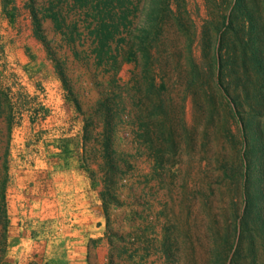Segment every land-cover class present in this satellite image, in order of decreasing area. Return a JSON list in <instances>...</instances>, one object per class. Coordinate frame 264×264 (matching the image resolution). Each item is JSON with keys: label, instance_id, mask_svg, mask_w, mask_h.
Listing matches in <instances>:
<instances>
[{"label": "rangeland", "instance_id": "374dc122", "mask_svg": "<svg viewBox=\"0 0 264 264\" xmlns=\"http://www.w3.org/2000/svg\"><path fill=\"white\" fill-rule=\"evenodd\" d=\"M152 2L142 0L140 6L148 9ZM176 2L171 0L175 13H166L170 21L176 25L177 17L190 34L199 29L207 15L205 0H179V11ZM74 19L81 24L77 12L68 22ZM43 29L51 53L34 34L27 0H0V264H109L110 259L111 264H264V234L254 216L233 262L235 247L224 260L226 235L242 204L230 201L227 182L217 178L216 169L229 152L226 144L212 139L208 118L177 90L164 93L167 119L157 112L150 118L133 105L145 96V84L135 83L140 63L124 62L114 74L105 68L106 55L104 64H97L91 38H76L77 57L50 19H43ZM80 29L85 31L82 24ZM174 38L151 47V69L173 71L177 59L187 56V38ZM193 54L201 58L198 39ZM118 93L121 97H115ZM104 103L113 111L108 117L114 127L110 153L121 167L113 190L117 203L105 195L107 216L102 206L106 158L98 124L106 119ZM163 119L166 126L169 119L172 123L175 145L166 143ZM142 121L151 128L138 126ZM144 133L151 134L153 144L142 141ZM158 149L164 151L161 158ZM61 177L75 183L78 192H72L83 195L93 217L92 236L79 255L65 246L68 235L54 237L57 222L30 213L36 209L33 191L44 184L45 192L53 178ZM15 181L26 201L8 198ZM21 247L28 248L18 256Z\"/></svg>", "mask_w": 264, "mask_h": 264}, {"label": "trees", "instance_id": "16d2710c", "mask_svg": "<svg viewBox=\"0 0 264 264\" xmlns=\"http://www.w3.org/2000/svg\"><path fill=\"white\" fill-rule=\"evenodd\" d=\"M141 1L27 0V7L31 13L34 34L50 53L43 19L53 22L55 31L66 38L77 57L76 38L82 34L91 38V52L97 64H104L102 60L106 55L109 67L105 68L113 70L114 74L120 71L124 62L140 63L142 72L137 74L135 83L145 84V96L143 101L135 99L133 105L143 114L147 112L151 118L157 112V115L165 114L167 119L164 93L177 90L183 92V101L190 99L196 113L208 118L212 139L217 144H226L229 152L226 163L216 169L217 178L227 182L230 201L242 204V211H237L234 226L225 239L227 248L224 260L235 247L231 258L233 262L239 251L241 236L243 239L253 216L264 234V0H205L207 15L201 27L195 28L191 34L183 30V24L177 17L174 18V25L169 15H166L175 13L171 0H151L153 2L148 9L140 6ZM180 6L177 0V11ZM76 12L84 32L80 29L79 21L74 19L68 22L70 15ZM138 13H141L140 26L137 23L138 33L134 35L133 26ZM182 36L187 38L185 48L188 54L177 59L173 71L151 69V47L159 41L165 40L167 43L171 38ZM196 39L201 48L200 59H196L193 54ZM59 74L62 77L61 71ZM115 97H121V94ZM70 101L76 110H82L71 92ZM109 104H103L106 119L98 121L102 125L99 137L106 158L102 178V206L106 216L105 195H110L111 202L117 203L113 190L121 172L120 162H116L110 153L114 127L108 119L113 116ZM120 107L123 111L126 109L125 105L120 104ZM151 107H154L153 111ZM136 117L141 119L138 115ZM145 122L147 125H144ZM162 125L167 133L166 143L175 145L176 133L170 119L169 126L165 125L164 119L160 127ZM138 126L151 128L147 121L138 123ZM87 130L86 123L84 139L87 138ZM205 136H208L207 129ZM140 138L142 141L149 139L153 144L151 134H141ZM159 151L157 156L161 158L164 151ZM3 218V227L6 229L7 215Z\"/></svg>", "mask_w": 264, "mask_h": 264}, {"label": "crops", "instance_id": "0c3cea01", "mask_svg": "<svg viewBox=\"0 0 264 264\" xmlns=\"http://www.w3.org/2000/svg\"><path fill=\"white\" fill-rule=\"evenodd\" d=\"M71 175L73 176V173ZM70 183L68 179L64 182V179L61 177L59 180L53 178L51 183L46 185L48 189L45 192L43 191L44 184L37 187L32 193H35V195H30L31 206H36V209L30 213L40 214L41 217L51 218L57 222V229L53 230L54 237L63 239L62 237L68 235L69 237L66 238L65 246L68 247L70 244L73 250L79 251L77 253L79 255L81 254L80 251L87 245V238L92 236L91 230L94 228L92 227L93 217L91 212L86 208L83 195L75 191L72 192L73 190L78 192L75 183ZM9 192L11 193L8 194V198L10 196V200L13 203L28 199V197L22 195L19 190V183L16 181L10 185ZM72 223H75L74 226L77 229L70 225ZM21 242L25 243L24 240H21ZM27 248L21 247V252L17 253L19 254L18 256L22 254V250ZM73 256L77 255L73 254Z\"/></svg>", "mask_w": 264, "mask_h": 264}]
</instances>
